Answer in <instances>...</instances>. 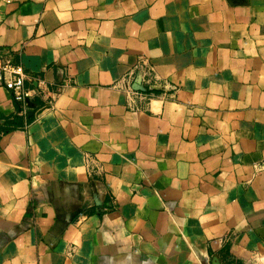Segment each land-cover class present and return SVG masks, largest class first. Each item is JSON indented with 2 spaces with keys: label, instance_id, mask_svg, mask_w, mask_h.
Here are the masks:
<instances>
[{
  "label": "crops",
  "instance_id": "0c3cea01",
  "mask_svg": "<svg viewBox=\"0 0 264 264\" xmlns=\"http://www.w3.org/2000/svg\"><path fill=\"white\" fill-rule=\"evenodd\" d=\"M3 48L52 98L0 88V264H264V0H9Z\"/></svg>",
  "mask_w": 264,
  "mask_h": 264
},
{
  "label": "built area",
  "instance_id": "2783aa9c",
  "mask_svg": "<svg viewBox=\"0 0 264 264\" xmlns=\"http://www.w3.org/2000/svg\"><path fill=\"white\" fill-rule=\"evenodd\" d=\"M2 2L8 3L9 0H0V4ZM129 78L131 73L123 78V87L127 90H130ZM32 80L33 76L27 73L20 63L16 62L4 48L0 49V88L9 93L12 102L19 106V112L24 113L28 109L26 100H31L35 95L44 97L47 102L52 98L45 90L27 88L25 81Z\"/></svg>",
  "mask_w": 264,
  "mask_h": 264
},
{
  "label": "water",
  "instance_id": "95a60500",
  "mask_svg": "<svg viewBox=\"0 0 264 264\" xmlns=\"http://www.w3.org/2000/svg\"><path fill=\"white\" fill-rule=\"evenodd\" d=\"M139 82L140 80L139 79H136L134 82H133V85H132V88L134 90H142V88L139 86ZM26 105L28 108H30V110H27L26 111V117L29 118L30 116L33 115V111L31 108H33V104L30 100H26ZM210 264H221L219 262V259L217 258V256H212L211 259H210Z\"/></svg>",
  "mask_w": 264,
  "mask_h": 264
},
{
  "label": "trees",
  "instance_id": "16d2710c",
  "mask_svg": "<svg viewBox=\"0 0 264 264\" xmlns=\"http://www.w3.org/2000/svg\"><path fill=\"white\" fill-rule=\"evenodd\" d=\"M17 108H19V106L17 105Z\"/></svg>",
  "mask_w": 264,
  "mask_h": 264
}]
</instances>
